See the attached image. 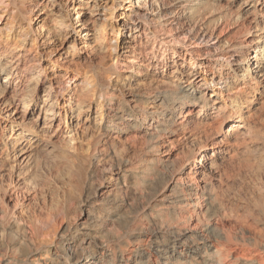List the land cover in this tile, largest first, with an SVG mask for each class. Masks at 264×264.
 <instances>
[{
	"label": "bare ground",
	"instance_id": "bare-ground-1",
	"mask_svg": "<svg viewBox=\"0 0 264 264\" xmlns=\"http://www.w3.org/2000/svg\"><path fill=\"white\" fill-rule=\"evenodd\" d=\"M257 106L264 0H0V264H264V218L226 226L221 191ZM140 138L163 157L132 173Z\"/></svg>",
	"mask_w": 264,
	"mask_h": 264
},
{
	"label": "rangeland",
	"instance_id": "rangeland-1",
	"mask_svg": "<svg viewBox=\"0 0 264 264\" xmlns=\"http://www.w3.org/2000/svg\"><path fill=\"white\" fill-rule=\"evenodd\" d=\"M252 52L253 51L251 50L250 53H252ZM255 108H256V110L258 109L257 111L255 110L256 111V115L257 116L259 115V121L261 120L260 122L258 121V124L260 123L259 124V128H261V133H260L259 137L257 139H253L252 141H248L249 143L247 142L245 144V145H247L246 146L247 148L245 147V145H241L236 150V152L239 150L237 152V154L239 155V156L237 155L238 160H233V162H231L230 159H226L225 161H223L220 164V166L223 169L227 167V169H225L226 173H225V175H223L221 191L224 193V196H225L224 201H225V203L227 204V206H229L230 208L233 209V213L230 214L229 219L227 220V222H225L226 226H231L232 225L234 227V226H236V224L238 226L237 221H239V223L240 222L242 223V221H246L248 224H253L255 222L258 225V227H259V224L262 223L261 220L264 218V215L262 213V209H264V206H262V204H261V200L264 199V172H263L264 171V132H263L264 131V108H260V106H257ZM140 140H142V141H140ZM143 142H144V140L142 138L138 139L136 144H135V146L132 147L131 149H130V147H128L126 154H124V156L129 159V162L131 163V167L134 169V170L132 169V171H131L132 173L139 172V171H141L143 169V167H144L143 159L145 157L148 158V157H151V155H152V157L153 156H155V157H158V156L159 157H163V155H158L157 156V155H154V153H152V152L151 153L146 152L144 150ZM253 142H255V143H253ZM177 148H179V145L174 143L173 144V149H171V151L174 150V149H177ZM193 149L195 150L194 152H196V149L195 148H193ZM132 159H133V161H132ZM177 161H179V160H174L173 164H170L168 166V168L169 169H173V166L174 167L178 166V162ZM256 161L260 164L259 171H255L254 173L253 172L252 173L248 172L247 171L248 168L245 166L246 163L249 164V163H254ZM134 162H135V164H134ZM37 163H38V165L39 164L40 165L38 166ZM37 163L34 164V168H35V170H37L36 171L37 172L36 175H38V176L40 175L39 177L43 176L42 179L46 178L45 180H47V179L50 180L51 179L50 181H46V182H48L47 184L50 185V187L49 186L47 187V190H46L45 195H44L45 203H46V205H48V204H51V205L54 204L55 205L57 203V201L59 200V196H60L59 194L61 193L62 188H63V186H61V185H63L62 184L63 178L61 177L62 175L59 172H57V170L54 171V168L53 167L51 168V166H49V164L46 165V163L43 164V162L42 163L41 162H37ZM228 164H229V166H228ZM238 164L241 166L240 168H237L239 166ZM44 165H45V168H44ZM140 168H141V170H139ZM168 168L167 169H163V173L157 175L155 178L152 179L153 182L151 181V183H150V188H149L150 191H149V194H148L149 198H152L155 194L160 193V191L162 192V190L164 188V185H165L166 181L168 180V177H167V171L169 170ZM50 170H52V171H50ZM46 173H48V174H46ZM246 173H248V174H246ZM56 174L58 176H56ZM47 176H49V178ZM106 177H104V179H102L101 182L100 181L99 182L98 181L95 182V185H98L99 183H101L102 191L112 190L114 188V182L111 179H109V178H107L108 179L107 180ZM49 183H51V184H49ZM244 186H246V187H244ZM51 187H53V188H51ZM55 187H57V188H55ZM60 187H61V189H60ZM56 190H58V191H56ZM52 194H53L54 197L52 196ZM227 196H228V198H227ZM49 198L51 199V201L54 200L55 202L51 203ZM55 199H57V200H55ZM41 200H42V198H40V201ZM99 201H100V199L98 200V202H96V203H94L92 205L93 208H94V211H98V212L102 211L103 208L99 204ZM155 208H154V210L158 209V208H156V209ZM237 212H238V214H237ZM144 213H147L145 208L142 205H140L139 203H135L130 208H128L127 215H128V218L129 217H131V219L135 218L136 219L135 221H137V220H143ZM238 215H239V217H238ZM236 217H237V220H236ZM122 222H124V220H118V221H112L111 220V221H108L106 223V225H107L108 228H112L113 225L114 226H118V225L122 224ZM243 233L246 236L249 235V233H247V232L243 231ZM134 235H135L134 233H128L126 235L127 238H125V239L129 240V238L132 237V236L134 237Z\"/></svg>",
	"mask_w": 264,
	"mask_h": 264
}]
</instances>
